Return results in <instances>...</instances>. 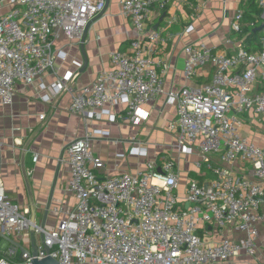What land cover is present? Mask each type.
I'll return each instance as SVG.
<instances>
[{"label": "built area", "instance_id": "2783aa9c", "mask_svg": "<svg viewBox=\"0 0 264 264\" xmlns=\"http://www.w3.org/2000/svg\"><path fill=\"white\" fill-rule=\"evenodd\" d=\"M7 2L10 9L0 17V106L13 103L17 83L32 85L52 70L55 59L63 56L54 50L56 40L64 36L81 44L90 23L106 8V0ZM168 5L169 0H120L121 13L137 34L129 53L111 54L112 69L98 74L89 86L76 90L69 76L50 89L56 95L70 94L66 112L84 122L107 118L115 123L119 118L134 126L147 119L144 105L166 95V102L176 107L169 129L177 133L178 148L197 155L198 168L209 163L211 155H219L220 163L212 169L215 178L205 184L190 181L183 200L173 194L178 180L172 162L164 163L161 173L147 164L134 174L101 179L96 172L104 164L91 150L95 132L86 129L66 147L68 189L76 204L54 229L32 222L28 209L21 210L7 198L0 180V237L9 243L0 250V264L46 258L58 264H216L241 252L255 255L264 197V148L245 139L240 126L246 112L264 117V37L257 52L231 39L225 42L234 50L231 54L214 52L203 43L186 46L185 77L191 79L207 66L213 76L208 83L165 93L166 65L151 51L167 39L147 26L151 10ZM257 5L261 14L254 23L264 22V0H257ZM243 26L244 13L238 10L230 23L232 34L241 35ZM192 29L188 26L186 32ZM118 106L124 115L114 112ZM238 160L250 165L241 176L233 169ZM205 225L230 226L245 236L208 244L198 234ZM17 240L29 241L32 249L21 252ZM33 251L35 257L30 255Z\"/></svg>", "mask_w": 264, "mask_h": 264}, {"label": "crops", "instance_id": "0c3cea01", "mask_svg": "<svg viewBox=\"0 0 264 264\" xmlns=\"http://www.w3.org/2000/svg\"><path fill=\"white\" fill-rule=\"evenodd\" d=\"M255 5L258 8L257 0ZM249 8L246 0H169L165 10L157 6L151 10L147 29L158 31L167 39L153 46L151 51V56L161 58L166 65L165 93L211 80L214 71L209 66L196 70L191 79L185 77L183 52L190 44L203 43L214 52L231 54L234 50L225 43L231 39L234 43L242 42L249 52L259 50L230 30L235 12L242 10L245 15ZM9 9L7 0L0 1V17ZM251 14L253 19L257 16ZM188 26L193 27L191 32H186ZM260 31L264 34V28ZM136 36L130 20L121 13L120 0H106L105 12L90 23L83 42L76 44L64 36L56 40L54 50L63 56L55 59L52 70L32 85L17 83L13 103L0 106V180L6 196L21 210L28 209L29 218L34 211V221L47 230L54 229L75 207L76 200L68 189L70 174L66 147L86 129L95 132L91 150L104 164L96 172L101 179L134 174L147 164H154L155 172L161 173L164 163L172 162L178 180L173 194L183 200L190 181L205 184L215 178L212 169L219 165V155H211L209 163H201L198 168L196 164L200 158L184 154L178 148L177 133L169 129L176 118V107L166 102V95L144 105L142 114L147 119L134 126L119 118L115 123L107 118L84 122L80 116L66 112L71 104L70 94L56 95L50 89L51 85L69 76L73 77L76 90L91 85L98 74L112 69L111 54L129 53L130 42ZM114 112L124 115L121 106L114 108ZM41 115L45 117L43 120H40ZM241 121L240 134L264 148V117L249 111L241 116ZM101 131L107 134L99 136ZM35 156L37 160L33 161ZM249 167L238 160L233 169L241 176ZM259 213L262 220L257 225L255 255L241 252L235 259L216 264H264V197ZM198 234L212 245L222 239L237 241L245 236L230 226L218 229L214 225L201 227Z\"/></svg>", "mask_w": 264, "mask_h": 264}, {"label": "trees", "instance_id": "16d2710c", "mask_svg": "<svg viewBox=\"0 0 264 264\" xmlns=\"http://www.w3.org/2000/svg\"><path fill=\"white\" fill-rule=\"evenodd\" d=\"M245 1V0H242ZM247 5L250 7L249 12H245L244 20L247 22L246 25L243 26V32L240 35V38L244 40L245 43H248L255 50L260 49V41L264 37L262 31H256L262 21L258 23H254V20L251 17V13H255V15L259 16L261 14V10L257 8L255 5L256 0H246Z\"/></svg>", "mask_w": 264, "mask_h": 264}, {"label": "water", "instance_id": "95a60500", "mask_svg": "<svg viewBox=\"0 0 264 264\" xmlns=\"http://www.w3.org/2000/svg\"><path fill=\"white\" fill-rule=\"evenodd\" d=\"M263 28H264V26L262 25V26H260L256 31H260V30H262ZM30 219H31L32 222H34V211H32V216H31ZM9 242H11V241L9 240ZM20 251H21V252H25V250L22 249V248H20ZM30 255H32L33 257H35V256H36L35 251H33ZM30 262H31V264H58L55 260H53V259H51V258H46V259H44V260H42V261H37V260L35 259V260L30 261Z\"/></svg>", "mask_w": 264, "mask_h": 264}, {"label": "rangeland", "instance_id": "374dc122", "mask_svg": "<svg viewBox=\"0 0 264 264\" xmlns=\"http://www.w3.org/2000/svg\"><path fill=\"white\" fill-rule=\"evenodd\" d=\"M17 241H19V240H17ZM18 244L21 246V248H23L27 251H30L32 249V246H31L29 241H25V242L19 241ZM6 248H9V243L0 237V250L4 251Z\"/></svg>", "mask_w": 264, "mask_h": 264}]
</instances>
